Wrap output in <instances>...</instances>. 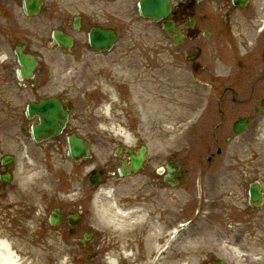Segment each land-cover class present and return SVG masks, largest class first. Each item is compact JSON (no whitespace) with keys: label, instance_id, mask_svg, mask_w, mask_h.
<instances>
[{"label":"flooded vegetation","instance_id":"obj_1","mask_svg":"<svg viewBox=\"0 0 264 264\" xmlns=\"http://www.w3.org/2000/svg\"><path fill=\"white\" fill-rule=\"evenodd\" d=\"M21 3L22 0H0V34L9 52L6 63L12 69L14 64H18L13 54L15 49H21L23 53L34 56L36 65L32 71L33 77L19 80L22 92L31 94L33 99L49 95H59L57 97L62 98L61 85L53 83L58 78L55 75L61 73L58 60L63 58L65 64H68L71 61H79L84 57V53L96 52L87 43L88 33L93 28L111 29L117 36H120L124 29V22L118 19L120 16L115 18V14L110 12L111 4L116 3V0H41L40 11L33 16L23 12ZM202 5L195 0H174L168 16L174 21L175 27L180 28L177 37L182 36V41L177 46L179 50H175V55L186 60L187 69L194 73L205 69L198 60L202 53L198 38L200 35L204 36L205 24L210 20L203 16ZM221 7L225 9L223 12L227 17L235 10L231 0H222ZM259 9L261 7L256 8L253 18L258 16ZM220 25L221 20L218 19L214 28H219ZM55 31L69 37L70 45L65 46L56 41L53 35ZM214 36L216 41L223 38L232 43L230 70L224 78H215L207 68L208 77H201L197 81L204 85L210 81L212 89L215 90L217 87L214 84H219L221 91L217 93L216 105L220 113L236 110L241 115L238 118L249 117L254 109L259 108L260 111L263 108L260 102L264 100V28H257L249 36L237 37L234 40L222 29ZM170 39L172 43L176 40L171 36ZM239 46L243 48L241 52ZM191 58L192 61L189 60ZM4 72L8 75L0 77V91L4 90L1 85H13V90L17 93L9 98H18V91L21 89L15 88L17 84L14 80L18 79L17 75L15 74L17 78L11 75L12 71L8 68ZM3 98L5 97L2 95ZM91 118L92 115H87V119ZM73 120L74 114L71 116V121ZM220 126L221 124L214 127L210 138L204 140V151L198 150L197 154L192 152L189 141L186 140L177 142L176 147L180 148L175 151L171 148L164 153L156 146L152 151L147 149L141 167L136 172L129 171L121 175L118 168L125 171L130 169V155H137L142 147L138 143L113 144L100 159L102 167L90 163L89 160L75 163L82 168L76 173L85 170L86 180L88 177H99V181L104 184H107V180L117 183L119 193L122 195L123 208L129 207V210L137 208V211H144L142 213L149 217L152 223L150 227L147 221L136 223L133 216L125 221L117 245L122 251L126 250L125 256L130 255L128 259L144 258L142 254L146 252L147 245H151L158 231L173 220L175 200L177 199L180 204L185 193V201L188 199V203L195 207L192 211L189 210L192 217L200 208L204 209V214L201 215L203 223L200 226L201 239H209L215 244L211 250L204 252V256L201 255V258L191 264H207L222 259L228 264L242 262L264 264V190L261 189L260 205L250 204L248 198L250 185L259 182L256 180L257 177L264 180V157L253 156L250 141L233 146L231 150L227 149V145L230 144L228 133L222 134L223 129H220ZM76 130L78 129L71 126L69 119L63 131L65 132L63 142L67 144V137ZM206 138L208 137L205 136ZM240 149L243 150L242 155L234 156ZM244 152H249L250 155H245ZM5 171L8 170L0 164V174H4ZM227 176L232 178L237 191H234L235 195L231 193L227 199L222 200L224 212L212 216L210 214L212 209L214 208V212L217 210L211 202L220 201L226 196L225 192L222 193V188L225 187ZM3 186L0 181V196L4 194ZM93 187L91 184L88 188L85 186L81 189L83 192L75 199L57 198L48 213L44 210L40 213L45 225L59 234V237L51 240L56 245L53 248L57 249L62 245L61 248L72 253L68 255L73 260L75 259V256H72L73 252L78 248L85 252L86 258H90V254L95 258L100 255V251L104 254L109 250V245L106 244L99 250L100 240L106 237H102L93 227V216L88 206V201L92 199ZM206 191L210 196L206 206L210 212L205 205H200L202 202L199 197ZM54 208L59 210L60 221L56 227L51 228L48 216ZM18 214L22 215L23 212ZM140 215L137 213L135 216ZM0 217V223H4V220L6 222L16 220L8 217L1 198ZM75 220L77 221L74 224ZM155 225L160 227L157 228ZM88 232L92 235L82 244L80 240ZM237 250L241 253L238 255L244 258L237 259L234 253V251L238 253Z\"/></svg>","mask_w":264,"mask_h":264},{"label":"rangeland","instance_id":"obj_2","mask_svg":"<svg viewBox=\"0 0 264 264\" xmlns=\"http://www.w3.org/2000/svg\"><path fill=\"white\" fill-rule=\"evenodd\" d=\"M216 5L215 3L204 5L208 9L209 18L214 17L215 11L211 8ZM242 13L246 14L249 11L246 10ZM226 26L227 24H224L223 28ZM133 27L137 32H140V37L137 36L139 39L137 40L138 47L141 46L140 50L122 52L117 47L108 56L109 67H103L106 58L94 56L95 59L92 57L86 67L80 66L79 68L78 66L74 76L63 74V76L68 77V81L62 80L65 84L70 82L75 86L78 85L80 88L86 89V85H81V83L85 84L88 79L95 80V83L91 82L92 86H99V89H96L91 96L85 98L86 101L78 96L71 99L72 104L77 108L72 123L75 122L80 125V120H85L81 109L83 106H87V108L95 110L94 124L98 128L96 135L106 134L108 138L117 139L124 130L130 133L129 136L135 134L148 145L152 141L157 142L156 139H162L163 144H159V147L164 152L169 151L171 148L174 151L179 149L180 147H176V143H181L184 138L189 141L190 149L194 154H197L198 150L204 151V140L210 138L213 131L212 127L220 117L216 112V102L211 100L206 105H202L207 100L200 101L197 97L193 99L191 93L195 95L198 86L192 83L194 80L191 81L190 73L185 72L186 66L183 65V62L172 60L168 56L169 42L161 30H155L149 22L140 19ZM127 43L130 42L127 41ZM205 43L207 44V42ZM225 45L223 42L224 48H226ZM154 46L157 48L155 49ZM203 46L206 45L203 44ZM209 47H207L208 52L210 51ZM155 53H157V56L152 59ZM134 74L140 79L142 89L134 90V93L131 92L133 96L130 97L128 91L131 86L125 87L123 81L128 76L133 80ZM75 79L79 81V84ZM9 85H1V87L5 89ZM2 94L3 92L0 93V103L3 101L4 104H0L2 111L0 112V152L12 153L16 157V161L14 163L13 180L5 188V193L0 198L7 211L27 214L22 217L16 216V228H10L9 222L4 220V224L0 226V237L8 238L13 242L15 250L24 264H107L103 259L105 254H101V251L100 255L95 258H93V254H90V258H86L85 252L78 248L73 252L72 256H75V259L72 262L71 258L66 260L68 252L61 248L62 245H59L55 250L48 244L52 238L59 237V234L49 229L39 214L42 210L47 213L55 205L57 198H63L66 191L71 189L68 181L71 178L73 169L63 157L64 147L57 149L51 142L34 145L24 140L22 134L18 131V124L22 121L21 114L18 113L20 112L19 108H22L25 102L24 100L13 102L2 99ZM188 97H191L189 106V103L187 104ZM13 103H16V105ZM8 104L13 105L15 108L8 110L9 113L5 115L4 109L7 108ZM12 111H15L16 114H12ZM237 113L236 110L226 112L222 118L223 130L230 126ZM104 114L109 116L106 117ZM77 120L78 122H76ZM85 123L83 130L86 129L88 124L87 121ZM250 133L251 127L242 136L247 138ZM205 136L208 138L205 139ZM126 140L130 141L132 139L126 137ZM154 147L155 144L153 149H155ZM242 153L243 150L240 149L234 156L237 154L242 155ZM244 154L250 155L249 152H244ZM253 156L264 157V141L258 148L254 147ZM259 179L261 178L259 177ZM234 191H237L234 187V181L230 176H227L225 187L222 188V193L225 192L226 196L220 201L211 202L213 207L215 205L217 211L214 212L213 208L210 213L216 215L224 212V201L222 200L227 199L231 193L235 195ZM42 196L44 197L41 198ZM217 199L219 200L220 197ZM233 199H235V196ZM186 203L188 206H186ZM176 205L173 224L176 225L178 221L188 222L184 225L183 230L185 244L184 247H176L173 260H160L161 264H178L179 260L176 259L182 258V253H179L182 251H187L193 258L199 259L201 258L199 254L204 256L202 250H209L208 247L201 249L198 237L201 230L200 223L190 226L194 220L193 217L197 215L192 217L189 210L192 211L195 207L188 203V199L180 204L176 203ZM190 220L192 221L190 222ZM12 229H15V231ZM112 239L114 240V238L107 236L101 240L99 250L105 244L110 246L113 243ZM115 240L117 241V239ZM121 251V249H117V256L121 254ZM147 254L148 247L146 252L144 251L142 254L143 259L126 263L148 264V257L150 256H147ZM117 260L120 264V259L117 258ZM156 264H159V261Z\"/></svg>","mask_w":264,"mask_h":264},{"label":"water","instance_id":"obj_3","mask_svg":"<svg viewBox=\"0 0 264 264\" xmlns=\"http://www.w3.org/2000/svg\"><path fill=\"white\" fill-rule=\"evenodd\" d=\"M139 9L142 15L151 16L153 20H158L167 13L165 0H142ZM164 27L167 28V25L164 24ZM59 108V104L53 100L40 101L38 104L29 106L28 110L31 113H38L42 121L41 124L33 126L32 128L31 135L34 140L38 141L45 135H54L59 132L61 128L60 121L62 120H60L58 116L52 114V111H58ZM49 112H51V114ZM81 149L82 146L80 142L72 139L70 145L71 155L73 157L77 156Z\"/></svg>","mask_w":264,"mask_h":264},{"label":"bare ground","instance_id":"obj_4","mask_svg":"<svg viewBox=\"0 0 264 264\" xmlns=\"http://www.w3.org/2000/svg\"><path fill=\"white\" fill-rule=\"evenodd\" d=\"M104 194L108 199L103 203V206L100 210H98V212L106 223H111L115 219H117L118 222L122 223L124 217L128 215L131 217L133 215L132 212H124L122 209L117 207L116 203L114 204V202L109 197L111 196L110 190H108V192ZM120 217H122V219H119ZM138 219L141 222L147 221L148 223H150L149 227L152 225L149 217L145 216L143 213L140 215V217L136 218V220ZM117 221H114V223L119 224ZM237 252L241 255L239 250H237ZM20 258L21 257L18 256L13 243L8 241V239H5L4 237H0V264H24V262L21 261Z\"/></svg>","mask_w":264,"mask_h":264}]
</instances>
